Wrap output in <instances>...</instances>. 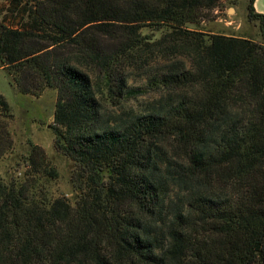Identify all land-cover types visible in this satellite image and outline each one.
I'll return each mask as SVG.
<instances>
[{"label":"trees","instance_id":"1","mask_svg":"<svg viewBox=\"0 0 264 264\" xmlns=\"http://www.w3.org/2000/svg\"><path fill=\"white\" fill-rule=\"evenodd\" d=\"M254 1L260 40L200 27L221 0H27L0 22L18 91L57 93L54 147L82 190L53 198L58 171L32 144L24 178L0 177V264H264ZM12 116L0 93V158Z\"/></svg>","mask_w":264,"mask_h":264},{"label":"rangeland","instance_id":"2","mask_svg":"<svg viewBox=\"0 0 264 264\" xmlns=\"http://www.w3.org/2000/svg\"><path fill=\"white\" fill-rule=\"evenodd\" d=\"M27 0H0V22L17 26L21 22ZM249 0H221L218 7L206 11L207 18L200 27L209 33H229L260 40L259 20L248 17ZM229 22V23H227ZM189 27L194 28L193 24ZM144 32H151L145 29ZM157 36L159 33H155ZM135 84H142L136 81ZM0 93L9 101L13 116L5 118L9 123L12 147L0 158V177L8 181L11 176L24 178L28 168L26 158L33 145L46 152L49 163L58 171L56 178L43 179L49 194L55 198L65 196L74 202L82 190L74 182V162L54 147V109L57 93L48 88L40 95L22 94L18 91L10 73L0 66Z\"/></svg>","mask_w":264,"mask_h":264},{"label":"crops","instance_id":"3","mask_svg":"<svg viewBox=\"0 0 264 264\" xmlns=\"http://www.w3.org/2000/svg\"><path fill=\"white\" fill-rule=\"evenodd\" d=\"M254 7L256 12L264 14V0H255L254 1ZM229 23V22H227ZM229 34V33H227Z\"/></svg>","mask_w":264,"mask_h":264}]
</instances>
